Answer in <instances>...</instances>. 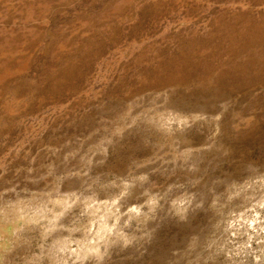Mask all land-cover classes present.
<instances>
[{
    "label": "rangeland",
    "instance_id": "obj_1",
    "mask_svg": "<svg viewBox=\"0 0 264 264\" xmlns=\"http://www.w3.org/2000/svg\"><path fill=\"white\" fill-rule=\"evenodd\" d=\"M0 264H264V0H0Z\"/></svg>",
    "mask_w": 264,
    "mask_h": 264
}]
</instances>
